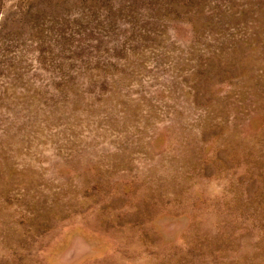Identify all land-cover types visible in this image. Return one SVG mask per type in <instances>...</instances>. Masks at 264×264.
<instances>
[{
    "label": "rangeland",
    "instance_id": "374dc122",
    "mask_svg": "<svg viewBox=\"0 0 264 264\" xmlns=\"http://www.w3.org/2000/svg\"><path fill=\"white\" fill-rule=\"evenodd\" d=\"M0 264H264V0H0Z\"/></svg>",
    "mask_w": 264,
    "mask_h": 264
}]
</instances>
